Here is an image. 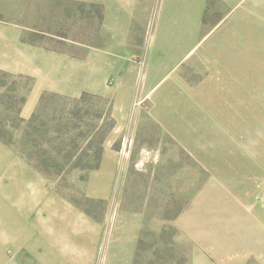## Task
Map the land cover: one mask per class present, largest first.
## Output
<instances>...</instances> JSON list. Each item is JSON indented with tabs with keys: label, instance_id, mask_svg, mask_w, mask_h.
<instances>
[{
	"label": "rangeland",
	"instance_id": "obj_1",
	"mask_svg": "<svg viewBox=\"0 0 264 264\" xmlns=\"http://www.w3.org/2000/svg\"><path fill=\"white\" fill-rule=\"evenodd\" d=\"M29 7L25 38L42 47L40 70L0 75V121L14 120L26 96L21 118L37 112L33 152L62 159L46 157V177L8 147L27 179L0 183V264H40L35 241L43 251L77 242L88 216L106 232L101 250L113 233L138 228L134 264H186L196 242L216 244L224 262L264 264V0H137L130 21L124 13L111 29L98 2ZM217 62L244 91L217 89ZM45 93L57 97L39 109ZM7 125L1 133L22 143ZM40 184V211L5 208L7 196ZM1 230L12 244L2 245Z\"/></svg>",
	"mask_w": 264,
	"mask_h": 264
},
{
	"label": "crops",
	"instance_id": "obj_2",
	"mask_svg": "<svg viewBox=\"0 0 264 264\" xmlns=\"http://www.w3.org/2000/svg\"><path fill=\"white\" fill-rule=\"evenodd\" d=\"M85 1V0H84ZM98 2L105 10L104 24L109 29L116 26L118 23H113L114 20H120V15L126 13V20L130 21L132 14L136 9L137 0H88ZM234 2H242L244 0H233ZM29 2L36 3L37 0H0V71L12 75H29L36 76L37 70H40L38 61L42 58V47L30 45L27 43L25 35L28 27V18H25L27 11L31 10ZM41 2V0H40ZM119 12V13H118ZM129 24V23H128ZM31 25V24H30ZM36 25V24H35ZM130 25V24H129ZM129 28V27H128ZM128 33V29L125 34ZM38 59V61H37ZM216 67L212 68L213 81L217 85L218 90L228 91H244L243 82L238 80L232 72L226 69L219 62ZM228 103V102H227ZM235 103V102H234ZM234 103H229L234 105ZM26 112L29 117L30 111L33 104H30ZM25 111V110H24ZM26 116V117H27ZM208 139L211 136L207 137ZM212 145V142L208 141L203 145ZM206 151V150H205ZM11 150L4 146L0 142V183L3 186H8L14 180L17 183L26 182L27 179V167L18 164V160L15 159L12 162ZM12 164L15 168L12 169ZM30 165V164H29ZM22 167V168H21ZM17 168V170H16ZM21 168V169H20ZM30 176H34L29 173ZM13 179V180H12ZM35 180V177H34ZM39 182V181H38ZM18 183V185H19ZM40 189L35 188L33 195H19L18 198H14L10 195L7 196L9 205L6 209H21L31 210L41 209L43 192L41 184ZM203 199V198H202ZM225 200L229 203H238L239 200L230 196L226 197ZM202 201V200H201ZM200 201V202H201ZM86 223L88 227L82 229V235L80 230H74L72 235H77L71 239V243L66 246H60L59 244L52 243L51 248L47 247L44 251L41 245L35 241L32 254L40 264H58L59 260L62 264H134L136 261V255L138 251L139 243V230L134 229L129 233H125L126 229H122V236L118 237L113 233L110 237V242L105 243V248L101 250V242L106 234L103 226L91 227V223H95L89 216L86 217ZM96 224V223H95ZM36 230V229H35ZM40 233V229H37ZM95 231V232H94ZM3 236L2 245L12 244L10 243L11 238L9 237V230L5 232L1 230ZM9 233V234H8ZM18 233H13V237L18 240ZM38 234V233H36ZM125 234H130L129 238H125ZM11 235V234H10ZM110 235V234H109ZM121 235V234H120ZM106 238V237H105ZM13 239V242L17 240ZM39 240V239H38ZM106 240V239H105ZM29 241L27 238L24 239V246ZM42 241V240H40ZM37 243V244H36ZM197 247L194 248L192 258L186 264H233L224 262L222 260L223 254L219 253L216 249V244L202 245L200 242H196ZM22 249V246L20 247Z\"/></svg>",
	"mask_w": 264,
	"mask_h": 264
},
{
	"label": "trees",
	"instance_id": "obj_3",
	"mask_svg": "<svg viewBox=\"0 0 264 264\" xmlns=\"http://www.w3.org/2000/svg\"><path fill=\"white\" fill-rule=\"evenodd\" d=\"M102 11H100V18L102 21H104V15L102 16L101 13L103 12V7L101 6ZM100 10V8H99ZM0 75H4L6 78H16L14 75L8 74V73H3L0 71ZM22 78V77H20ZM32 88V87H31ZM30 88V89H31ZM10 97V95L8 96V98ZM51 97H57L56 95H51V94H43L40 102H39V109L43 106V104L47 101L48 98ZM88 97V94H84L82 95V97L79 100H75L76 104H79L80 102H83L86 98ZM74 102V101H73ZM26 103V96H24L23 98H21L19 100V109H17L16 111V117L14 120H10L7 123L1 122L2 124H0V126H3L4 124H12V128L15 129L16 132H18L19 136L22 137L23 142H19L18 140V136H11V137H7L5 136V134L3 135L1 133L0 129V142L2 144H4L7 147H10L12 149H19V155L23 156L26 158V160L28 161V163L35 168L36 170H38L40 173H42L43 175H45L46 177L49 176L46 168V162H47V158H49V160L51 159L52 161L57 162L59 159H62L60 157H58V155H55L56 157L53 158L51 153H46L44 155H40L38 153L33 152V149L37 143V139H31L33 136H35L33 133L38 131L39 129L35 128V124L38 123L37 121V112H35L32 117L30 118V120L26 121L24 119L21 118L20 112H21V108L22 106ZM38 109V111H39ZM77 108H74L73 111H71L68 115V119L69 122L74 121L75 118H78L80 111L76 110ZM13 110V109H12ZM7 125V126H8ZM6 129V128H4ZM5 131V130H4ZM27 133H24V132ZM22 132V133H21ZM24 133V135H23ZM99 133V129L97 130V132L95 133V136H98ZM48 134V133H47ZM103 143H100V146L97 148V150L94 152V154L90 157L91 161L87 162V167L91 170L93 169H98L99 165H100V161L103 155ZM92 163H97L96 166L94 168L90 167L89 165H91Z\"/></svg>",
	"mask_w": 264,
	"mask_h": 264
}]
</instances>
